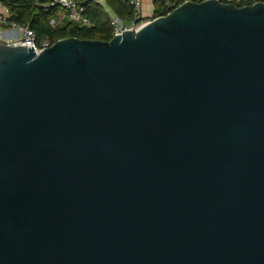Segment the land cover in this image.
<instances>
[{
  "label": "water",
  "instance_id": "water-1",
  "mask_svg": "<svg viewBox=\"0 0 264 264\" xmlns=\"http://www.w3.org/2000/svg\"><path fill=\"white\" fill-rule=\"evenodd\" d=\"M0 264H264V1L0 43Z\"/></svg>",
  "mask_w": 264,
  "mask_h": 264
},
{
  "label": "trees",
  "instance_id": "trees-1",
  "mask_svg": "<svg viewBox=\"0 0 264 264\" xmlns=\"http://www.w3.org/2000/svg\"><path fill=\"white\" fill-rule=\"evenodd\" d=\"M74 1L84 8V15L90 21L91 26L78 28L69 20L51 26L50 20L55 19L61 9L57 7L44 9L37 5L35 0H1L8 8L7 24L15 23L30 28L36 35L38 43L48 40L49 44H53L59 39L72 37L108 41L113 37L112 26L109 22L110 15L118 16L125 23L131 22L135 16L134 10L129 5L130 0ZM183 1L179 0L180 3ZM219 1L226 2V0ZM250 4L252 3L248 2L246 5ZM234 5L243 6L241 3H234ZM172 9L165 6V0H152L151 17L164 16Z\"/></svg>",
  "mask_w": 264,
  "mask_h": 264
},
{
  "label": "built area",
  "instance_id": "built-area-1",
  "mask_svg": "<svg viewBox=\"0 0 264 264\" xmlns=\"http://www.w3.org/2000/svg\"><path fill=\"white\" fill-rule=\"evenodd\" d=\"M191 1L199 2L202 0ZM257 1L262 0H226V3H241L243 5H246L248 2L254 3ZM35 2L37 5L41 6L44 9L54 7L61 9V11H59V13L57 14V17L50 20L51 26L60 24L64 20L73 22L78 28L91 26L90 21L84 15V8L74 0H35ZM178 3L181 4L182 2L180 3L179 0H165V6L168 9L176 7L177 5H179ZM129 5L135 12L134 19L131 22L125 23L118 16H109V22L112 26L113 36L120 35L121 32L123 33V31L131 28L136 29L145 21H147L144 20V17H142V0H130ZM8 16V8L0 0V43L7 45L25 44V47H32L36 53L51 45L49 44L48 40H44L38 43L37 37L34 32L26 26H19L15 23L7 24ZM151 18L152 17L150 15L149 19Z\"/></svg>",
  "mask_w": 264,
  "mask_h": 264
},
{
  "label": "crops",
  "instance_id": "crops-1",
  "mask_svg": "<svg viewBox=\"0 0 264 264\" xmlns=\"http://www.w3.org/2000/svg\"><path fill=\"white\" fill-rule=\"evenodd\" d=\"M141 11H142V17L145 18L144 20H148L152 13V0H142Z\"/></svg>",
  "mask_w": 264,
  "mask_h": 264
}]
</instances>
